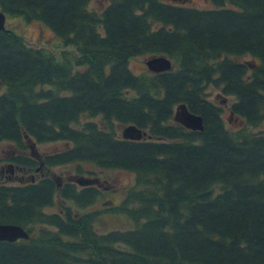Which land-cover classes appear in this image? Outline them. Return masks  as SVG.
Listing matches in <instances>:
<instances>
[{
	"label": "trees",
	"instance_id": "trees-1",
	"mask_svg": "<svg viewBox=\"0 0 264 264\" xmlns=\"http://www.w3.org/2000/svg\"><path fill=\"white\" fill-rule=\"evenodd\" d=\"M208 1L109 0L97 10L89 0H0L6 17L37 21L78 52L56 57L0 28V141L20 149L27 171L74 163L89 179L0 182V221L29 233L0 240V264H264V130L253 129L264 122V0ZM159 54L169 70L129 67ZM208 86L233 97L238 127ZM179 102L202 129L173 120ZM129 123L147 135L123 138L116 126ZM85 162L134 174L119 202Z\"/></svg>",
	"mask_w": 264,
	"mask_h": 264
},
{
	"label": "rangeland",
	"instance_id": "rangeland-1",
	"mask_svg": "<svg viewBox=\"0 0 264 264\" xmlns=\"http://www.w3.org/2000/svg\"><path fill=\"white\" fill-rule=\"evenodd\" d=\"M109 0H89V7L99 10L103 6L108 3ZM191 4L197 7H209L211 3L208 0H189ZM6 25L14 28L17 32H19L23 38V40L28 45H33L37 47H44L51 50L56 57L61 56V52L63 51H71L72 54L78 55V52L73 45L63 46L59 39L51 32V30L45 26L40 25L37 21L26 22L17 16L6 17ZM149 56H135L132 57L129 61L130 69L135 73H143L149 72L145 60ZM248 58V56H241L238 59ZM1 91V87H0ZM207 97L217 101V103L223 105L225 108L223 110L222 116L226 121V125L230 128L238 127L241 124L237 118H230V114L228 113V104L233 99L231 96H223L219 92L218 88L213 86H208L206 89ZM87 116L84 115L83 119H86ZM95 120L99 119V116L92 117ZM255 130H264V122L259 124L258 126L253 127ZM116 130L118 133L121 131V126H116ZM65 145V143L61 141L57 142H41L38 144L37 149L39 152H50L57 148H61ZM12 147L9 141H1L0 149H7V147ZM76 164H62V165H53L51 167H45L44 165L38 169L37 175H55L60 176L61 179H76L80 178V175L76 172L75 167ZM82 169L85 171V175H93L94 178L100 185L105 186V192L107 197L111 199L112 202H119L123 197L125 189L131 185L134 180V174L119 169H99L89 162L82 163ZM91 171V172H89ZM2 177H0L1 180ZM4 180V179H3ZM15 181V180H11ZM111 201H105L106 204H111ZM100 206V207H99ZM104 206L100 203H93L88 206V209L101 208ZM107 218V215L105 216ZM108 221L111 223L114 222V226H118L121 224L120 221L115 219L108 218ZM108 221L105 220V224L99 229H106L108 227Z\"/></svg>",
	"mask_w": 264,
	"mask_h": 264
},
{
	"label": "water",
	"instance_id": "water-1",
	"mask_svg": "<svg viewBox=\"0 0 264 264\" xmlns=\"http://www.w3.org/2000/svg\"><path fill=\"white\" fill-rule=\"evenodd\" d=\"M6 15L0 9V28L5 26ZM147 67L152 71H163L171 68V60L166 55H153L145 60ZM173 119L181 123L183 126L191 129L203 128V117L188 109L184 102L176 104ZM121 135L123 138L141 139L147 135L146 130L141 129L135 124L129 123L123 125L121 128ZM79 183H87L89 179H77ZM28 237V232L19 224L10 222H0V240H16L18 238Z\"/></svg>",
	"mask_w": 264,
	"mask_h": 264
},
{
	"label": "flooded vegetation",
	"instance_id": "flooded-vegetation-1",
	"mask_svg": "<svg viewBox=\"0 0 264 264\" xmlns=\"http://www.w3.org/2000/svg\"><path fill=\"white\" fill-rule=\"evenodd\" d=\"M1 141H5V140H1ZM10 145H12V147L9 146L7 147V149L5 148L4 150L0 149V177H2L0 182L22 183L28 181L29 179L33 180L35 176L36 177L38 176L37 172L38 169L43 166L42 162H40V164L37 167H35L34 172H32L31 170L27 171V167L23 163L17 160L20 159L19 156H21V155L17 156L18 154H20V149L14 148L13 147L14 145L11 142ZM36 156L39 160H41L42 158L41 153L36 152ZM11 180H15V181H11ZM46 208L49 210L52 207L47 206Z\"/></svg>",
	"mask_w": 264,
	"mask_h": 264
}]
</instances>
